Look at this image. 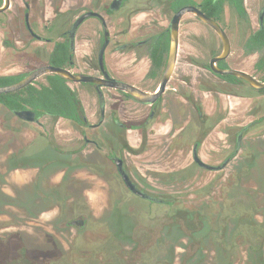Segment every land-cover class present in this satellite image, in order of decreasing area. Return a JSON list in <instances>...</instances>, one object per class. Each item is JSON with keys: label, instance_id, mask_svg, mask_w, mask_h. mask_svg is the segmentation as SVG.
<instances>
[{"label": "flooded vegetation", "instance_id": "1", "mask_svg": "<svg viewBox=\"0 0 264 264\" xmlns=\"http://www.w3.org/2000/svg\"><path fill=\"white\" fill-rule=\"evenodd\" d=\"M131 1H135L134 6L129 5ZM240 5L242 13L235 6V0H9L8 7L0 12L3 35L0 48L10 56L18 47L10 39L11 19L6 18L13 13L16 21L20 20L16 25L25 37L18 57L23 70L0 74V77H16L15 81L0 87L15 84L33 71L50 66L66 69L77 77L108 81L107 76L154 95L159 92L169 60L171 21L184 7L196 8L226 34L229 54L215 62L217 68L242 71L264 84V0L259 1L253 14L248 0H240ZM3 6L4 0H0V8ZM149 11V22L132 26ZM87 13L98 16L85 17L73 27ZM162 13L164 21L156 17ZM216 13L219 15L214 17ZM189 17L200 29L196 34L199 56L182 50V26ZM231 20L232 27H229ZM222 49V40L215 30L195 13L187 12L179 19L171 74L163 91L151 103H143L125 90L93 82L68 81L59 75L75 97L76 119L38 114L29 107L10 111L0 103L5 115L0 121L3 133L0 144L2 153L7 155L0 163V209L13 205L23 210L19 232H8L4 242H0V264H151V237L147 240L134 229L118 207L125 206L127 201L145 206L183 205L185 199L180 193H170L172 198H159L154 192L160 188L154 186V181L164 189L186 190L185 187L193 185L192 170L213 173L233 195L246 197L247 212L231 214L228 208L233 205L225 204L229 196L217 204L211 198L195 199L197 209H184V212L189 222L196 220L197 230H192L190 239H197L199 245L190 256H184V264H262L264 247H259L257 242L264 237V151L256 141L255 131L264 126V88L256 89L245 80L214 72L211 61L221 55ZM193 68L202 74L209 73L217 85L225 87L211 86L208 90L210 112L204 110L205 104L199 95L203 94L204 84L200 82L194 87V82L189 81L193 76L188 70ZM52 75L56 74L45 73L17 91L28 86L38 90L48 87V77ZM231 87H241L243 92L232 91ZM231 97L248 101L247 122L238 128L229 117ZM16 111H31L34 118H19ZM131 111L141 114L131 116L134 113ZM192 116L198 121V130L195 134L193 128L190 139L185 140L183 133ZM60 122L75 136L59 141ZM156 125L169 126L167 135L161 138L166 142V152L170 156H189V166L166 174L137 167L135 161L141 166L143 161L138 159L151 153L152 137L147 130ZM216 129L222 136L219 152L205 160L201 148ZM127 154L137 158L131 159ZM194 154L211 169L198 165ZM17 171L24 173L20 185L15 189L9 187L7 192L12 174ZM120 171L147 197L129 189ZM114 187L120 192L117 198H114ZM93 192L103 195L106 205L115 206L110 214H103L113 229L112 235L106 231L93 232L90 228ZM258 194L261 202L256 207ZM242 203L240 200L236 205L243 206ZM251 208L256 209V215H251ZM172 222L166 232L175 236L174 242H179L172 250L168 248L164 264H174L175 247L187 249L179 236L184 232V223ZM5 229L8 227H1L0 231ZM237 237L244 244L248 240L244 248L246 256L241 257L239 253ZM78 240H84L88 246H79ZM210 242L213 248L209 247ZM257 255H261L259 262Z\"/></svg>", "mask_w": 264, "mask_h": 264}, {"label": "rangeland", "instance_id": "2", "mask_svg": "<svg viewBox=\"0 0 264 264\" xmlns=\"http://www.w3.org/2000/svg\"><path fill=\"white\" fill-rule=\"evenodd\" d=\"M260 0H248V8L252 11V14L254 13L255 9L257 8V4ZM129 5L134 6L135 1H131ZM157 19H161L164 21L165 15L162 14H156ZM6 18L11 19V27H10V39L12 41L17 42V48L14 52L11 53L9 56L8 52L2 48H0V74L11 72H17L20 70H23V67L21 66L19 62V55L21 51V46L25 42L24 33L20 32L18 29V26L16 23H19L20 20L16 21V17L13 13H9ZM21 19V16H19ZM230 18V17H229ZM139 19V20H138ZM138 19L135 20V24L132 26L138 25V22H149L151 20V11L142 14ZM194 21L188 19V21L182 26V34H181V43H182V50H185L187 54H193L195 56L198 55V42L196 40V34L200 32V29L197 24L193 23ZM233 21L231 20L229 22V27H232ZM2 26V21L0 19V27ZM3 39V35L0 33V41ZM185 45L187 46V49H185ZM184 55V54H183ZM11 64V70L9 65ZM188 74L193 76L189 77V81L194 82L193 86H197L200 82H202L204 85L203 94L202 92L199 93V95L202 97L205 109L207 112L211 111L212 103H211V96L209 94L210 87L213 86H220V89L225 88L223 85H217V80L212 77L209 73H201L199 70L193 68L188 70ZM188 75V76H189ZM202 76V79H201ZM197 84V85H196ZM220 84V83H219ZM232 91L242 93L243 89L241 87H231ZM226 100V98H225ZM230 107L228 105V110H230L229 117L234 122V126L238 128L241 126L244 122H247V113H248V101L244 99H240L238 97H231ZM255 110H259V106H256ZM134 112L131 116H139L141 112L131 111ZM5 117L4 111L0 109V121ZM198 121L196 117L192 116V119L189 120L188 125L185 127V140L190 139L191 131L195 128V134L198 130ZM59 129H61L60 132V140L61 142L67 141L70 139V136H75L73 132L69 133L67 131L68 126L62 122L58 123ZM179 132V128H177ZM169 130V126H159L156 125L154 129L151 130V128H148L147 134L151 135V153H146L143 155V157H140L138 160L143 161L141 163V166L138 161L136 162V165L138 168L142 170L151 169V172L157 173V174H166L168 172H174L176 170H179L183 167H187L190 164L191 158L189 156H185V154H178V155H169L166 152L165 144L166 142L164 140H161V138H164V136L167 135V132ZM19 134V133H17ZM130 134V133H129ZM182 134V133H181ZM256 141L259 142V147L264 151V126H261L256 129ZM3 135V133L0 131V136ZM219 136V137H218ZM219 130L216 129L215 132H211V135L208 139L204 142L201 150L203 151V157L205 160H210L212 158V155L214 153L219 152V147L221 146ZM1 139V137H0ZM189 142V141H187ZM220 142V143H218ZM218 143V144H217ZM164 144V145H163ZM184 145V144H182ZM180 144V147H183ZM187 145V144H186ZM190 143L188 144V147ZM219 145V147H218ZM2 144H0V163L4 162L6 160L5 157H7L6 154L2 153L4 150L2 148ZM258 147V149H259ZM8 149V148H7ZM191 149V148H189ZM171 153V152H169ZM127 157L131 159H136L137 157H132V154H127ZM151 160V164L148 163ZM191 167V166H190ZM192 170L190 172L193 176V185L190 187H185L186 190H176V189H164L161 185L156 184L154 181V186L160 188V190L154 192L157 194L159 198L167 199L169 197L172 198V196H169L170 193H180L182 198L185 199V204L179 205V206H164V205H157L152 204L151 206H145L140 203H135L133 201H127L125 206L118 207L119 210L123 212V214L126 216V219L130 221L132 227L140 232L143 233L148 240V237H151V264H164V260L167 259V251L168 248L172 246L174 247V244L177 242H174L175 236L170 234L169 232H166L167 227L174 224V222L171 223V221H176L177 223L181 224L183 222V233L179 234L181 237L180 240L185 244L186 250L180 249L179 247H175L177 249V255H173V263L174 264H184L186 261L185 258L194 252V250L197 248L199 243L196 241L197 239H194L192 241L190 237H192L191 233L192 230L196 229V220H191L189 222V218L186 217V214L184 212L185 210H196L197 207L194 205H197L194 203L195 199L200 198H211L214 199L213 201L215 204L218 203V201L222 200L223 198L230 197L228 203H225L229 206L233 205V207H229L228 209H231L230 213L235 214L236 212H242L243 214L246 211V207L244 205L247 201L246 197L243 198L242 196L236 197V195H233L232 192L228 191L227 188L225 189L223 184V181H217L216 176L213 173H203V172H196ZM24 175L23 172L17 171L14 174H12V184L8 187H6V191L10 192V189H15L17 186L20 185L21 177ZM223 177L222 175H220ZM254 187V185H252ZM184 187V185H183ZM115 190L114 198H117L120 194V192L117 190L116 187H114ZM117 190V191H116ZM255 191V190H254ZM254 191L253 196H254ZM232 194V195H231ZM209 195V197L207 196ZM92 212L93 217L90 222V228L93 232H108L109 235H112L114 232L113 229L109 228V222H107L108 218L104 217V213H111L112 209L115 208V206L112 207L110 204H105L103 201V195H101L99 192H93L92 193ZM181 196H177L180 198ZM191 200V201H189ZM243 200V206L236 205L238 201ZM252 200V197H251ZM255 205L256 207H259V204L261 202V197L258 194V197L255 198ZM217 202V203H216ZM187 203L193 204V206L187 205ZM236 205V206H235ZM252 205V201H251ZM251 207H254L253 205ZM199 208V207H198ZM234 210V212H232ZM22 208L18 206L13 205H5L0 209V228L1 227H8V229L1 230L0 231V242H4L5 236L8 232H19V226L23 225L22 222L20 223V219L23 216ZM251 215H256L257 211L256 209H250ZM109 221V220H108ZM28 223L31 224H42L39 221L31 222L28 221ZM26 224V223H25ZM29 224V225H31ZM27 225V226H29ZM191 226L193 228H191ZM250 237V235H249ZM193 238V237H192ZM195 238H198V236L195 235ZM253 239V236H251V240ZM237 248L239 249V253L241 257L246 256L244 254V248L248 244V240L246 238L245 244L243 243L242 238L237 237ZM79 246H85L86 242L84 240H78ZM88 246V244H86ZM2 246V245H1ZM210 248H213V244L210 242L209 244ZM1 248V247H0ZM193 249V250H192ZM2 249H0L1 251ZM174 251V250H173ZM186 257L184 258V256ZM263 255V263L264 264V253ZM261 255H257L258 262ZM183 262V263H182Z\"/></svg>", "mask_w": 264, "mask_h": 264}, {"label": "water", "instance_id": "3", "mask_svg": "<svg viewBox=\"0 0 264 264\" xmlns=\"http://www.w3.org/2000/svg\"><path fill=\"white\" fill-rule=\"evenodd\" d=\"M121 0H119L120 2ZM9 5V0H4V6L2 8H0V12L4 11ZM187 12H193L195 13L202 21H204L206 24H208L209 26H211L215 32L219 35V37L222 40L223 43V49H222V53L220 56L214 58L211 61L210 67L214 72H217L219 74L225 75H232L236 78L245 80L247 82H249V84L256 88V89H261L264 88V84H260L257 81H255L253 78H251L249 75H247L246 73L239 71V70H231V69H219L215 66V62L218 60H222L224 58H226L229 54V49H230V45H229V40L226 36V34L223 32V30L211 19L207 18L206 16H204L201 12H199L196 8L194 7H184L182 9H180L175 16L173 17L171 24H170V52H169V60L167 63V67L166 70L162 76L161 79V84H160V88H159V92H157L154 95L145 93L140 91L139 89L115 81V80H111L108 79V77L106 76V79L108 81H103V80H99L97 78L94 77H77V76H73L71 75L66 69L63 68H57V67H50V66H46V67H42L39 68L35 71H33L31 74H29L28 76H26L24 79H22L21 81L9 85V86H4V87H0V94L1 93H10V92H14L17 91L23 87H25L26 85H28L29 83H31V81H33L34 79H36L37 77L45 74V73H54L56 75H59L63 78H65L68 81H84V82H93V83H97V85H106L108 87H112V88H117V89H121V90H125L127 92H129L131 95H133L134 97L138 98L141 102L143 103H151L152 101H154L157 96L163 91L164 86L171 74L172 68H173V64L175 61V54H176V50H177V42H178V23H179V19L181 18V16ZM89 16H98L97 14L94 13H87L83 16H81L74 24L73 27H76L85 17H89ZM102 53H100V61H101V57ZM15 114L22 119H28V120H32L34 118V113L31 111H16ZM194 159L196 161V163L202 167L211 169V167H208L207 165L201 163V161H199V159H197L196 155L194 154ZM122 176H123V180L125 181L127 187L129 189H131L135 194H138L142 197H147L146 195H144L142 192H140L138 189L135 188V186L133 184L130 183V181L128 180L127 176L125 175V173L123 171H120ZM151 200L157 202L156 199L151 198Z\"/></svg>", "mask_w": 264, "mask_h": 264}, {"label": "trees", "instance_id": "4", "mask_svg": "<svg viewBox=\"0 0 264 264\" xmlns=\"http://www.w3.org/2000/svg\"><path fill=\"white\" fill-rule=\"evenodd\" d=\"M235 6L241 12L240 0H235ZM242 13V12H241ZM219 13L215 14L217 17ZM16 77H0V86L9 84ZM49 86L36 89L28 86L25 89L10 94H0V103L10 111L32 108L38 114L47 113L67 119L77 118L75 97L65 85V80L57 75L48 77ZM259 247H264V237L258 240Z\"/></svg>", "mask_w": 264, "mask_h": 264}]
</instances>
